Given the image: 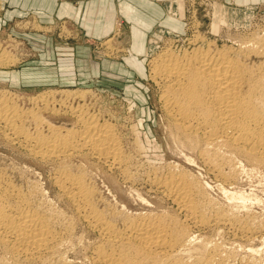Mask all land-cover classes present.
Here are the masks:
<instances>
[{
  "label": "bare ground",
  "instance_id": "bare-ground-1",
  "mask_svg": "<svg viewBox=\"0 0 264 264\" xmlns=\"http://www.w3.org/2000/svg\"><path fill=\"white\" fill-rule=\"evenodd\" d=\"M9 60L4 57L0 44V65ZM149 62L148 76L157 88L160 109L170 126L168 128L172 129V138L175 137L182 148L195 151L221 183L236 179L240 160L251 169L264 170V35L238 41L236 46L193 35L188 38L187 46H167L156 52ZM87 90L67 93L74 94V98H83ZM50 92L51 89L36 96L41 107L56 113L62 110L70 115L72 122L43 120L40 114L32 111V107L31 110L22 108L10 95L1 93L0 132L8 141L21 143L27 154L42 163L52 161L58 164L51 177L53 184L79 218L96 232L97 239L91 246V264H264L259 260L261 256H255L257 245L255 248L250 244L262 239L264 230L249 225V213L246 211L241 217L236 209L244 205L247 195L224 189L220 184L231 203L230 206L227 204L228 209L218 207L206 195V185L201 184L186 167L176 165L178 163L169 164L162 174H151L154 175L151 185L169 200L172 210L166 208L167 205L158 208L160 202L147 203L140 197L141 201L137 198L139 194L135 195L133 202L138 199L144 206L134 212L110 210L109 213L99 208L94 200V187L86 181L82 170L71 171L70 163L66 164L65 159L83 152L81 155H91L107 162V166L110 164L126 172L120 138L113 124L101 119L99 112L91 110L85 101L62 102L58 109L52 104L54 100L48 97L52 94ZM27 120L37 126L44 123L46 132L33 123L35 129L29 131L26 127L30 122L28 126L25 124ZM185 158L190 160L191 156L189 158L187 154ZM3 170L0 169V245L9 254L11 262H45L42 260L54 255L63 236L67 237V232L72 231L71 225L65 221L61 223L65 224L62 229H57V223L63 220L57 221L54 216L58 212L53 215L55 209L49 211L38 202L30 189L35 187L34 182L31 183L34 187L30 184L24 189ZM206 229L228 231L243 243L250 242L245 244L243 255L237 256L239 247L232 241L225 242V239L208 236L209 233L203 234ZM221 230L215 232L220 237ZM59 263L65 264V260Z\"/></svg>",
  "mask_w": 264,
  "mask_h": 264
},
{
  "label": "rangeland",
  "instance_id": "rangeland-1",
  "mask_svg": "<svg viewBox=\"0 0 264 264\" xmlns=\"http://www.w3.org/2000/svg\"><path fill=\"white\" fill-rule=\"evenodd\" d=\"M156 2L161 5L163 12L164 5L167 6L169 13L173 16L164 12L160 22L148 24V29L145 34L143 33L145 36L143 44L147 42L146 38L148 37L152 44L148 47L150 53L147 55H144L143 51L136 52L138 56L132 55L133 33L131 29L137 25L124 18L127 17V14L120 13V8L115 11L110 30L99 37L90 35L84 26L80 27L66 22H36L34 19H30L31 17L20 18L6 24L0 23V44L4 57L10 58L9 62L0 65V94L10 95L13 101L22 108L30 110L33 108L32 111L40 114L39 116L43 120L47 118L55 123L69 124L73 119L68 113L62 110L57 113L45 110L36 99L40 92L51 89L50 93L52 94L48 97L54 100L52 104L54 103L58 109L62 102L85 101L91 110L99 112L101 119L113 124L118 138H120L121 151H124L122 154L126 158L124 162L126 172H123L124 169L110 164L108 168L107 162L88 154L87 156L81 155L83 152L65 159L66 164L70 163L71 171L81 172L82 170L81 173L85 175L86 181L95 189L94 200L97 206L104 211L109 213L110 210L117 213L136 211L140 209L139 206H144L142 202H139L142 201L140 197L143 200L145 198L144 201L147 200V203L160 202L158 206L155 203L158 208L160 205L161 207L167 205L166 208L172 210L173 206L169 200L164 198L158 190H154L151 178L167 171L169 164L178 163L176 165L183 166L182 168L186 167L185 169L190 171L195 178L197 177L201 184L206 185L204 186L207 187L206 195L210 196L211 202L213 201L212 203L217 204L218 207L228 209V205L230 206L231 203L221 187H225L224 189L229 191L241 192L244 196L247 195L244 205L236 209L241 217L246 215L244 213H249L250 219H247L249 225L252 227L255 225L254 227L257 226L256 228L264 230V170L251 169L245 161L240 160V169L235 174V176L237 175L236 179L233 177L235 180L231 179L225 183L217 180L209 171L208 165L201 162L195 151L182 148L178 144L179 142L174 139V135L172 138V129L168 128L170 126H168L157 100V88L148 76L150 73L149 59L156 52L167 46H187L188 38L193 35L217 40L218 44L226 43L233 46H236L238 41L264 35V0H156ZM179 5L182 6L181 11L178 8ZM218 5L225 7L218 8ZM157 27L162 32L154 31ZM105 39L107 42H104ZM78 89H88L85 97L75 96L74 98V94L67 93V91L74 92ZM91 92L93 94L90 95ZM27 121L25 124L27 123V126L29 122L30 124L26 128L33 131L37 125L33 121ZM38 126L42 128L40 129L43 132H46L44 123L41 122ZM3 136L0 132V166L2 167L0 169H4L6 175H9L24 189H28V186L30 187L34 182L33 184L38 188L32 185L34 188L30 187V189L36 194L38 202L43 204L45 209L51 208L52 211L55 209L56 212L52 213L54 215L58 212L59 216H54L58 219L57 221L63 220L57 223L56 228L62 229L65 224L61 223L67 221V224L70 223L72 231L67 232L68 236L65 233L67 237L63 236V240L60 241L61 245L58 244V250L53 253L54 255L51 254L52 258L45 257L47 261L42 260L45 262H41V260L28 263L25 261L11 262L10 257L8 258L9 254L3 251L4 249L0 245V264L3 262L7 264H60L59 262L63 259L65 264H91V246L97 239L96 232L79 218L67 199L53 184L51 177L59 167L58 164L52 161L50 163L43 161L42 163L39 159L38 161L27 154L21 143L8 141ZM182 151L184 155H182ZM84 154H86L85 151ZM179 154L180 156H178ZM187 154L189 158L193 157L192 160L185 158ZM225 169L227 170V168ZM216 185L219 189L215 187ZM127 191H130V194ZM132 193L134 194L132 195ZM135 195H138L137 198L140 200L136 199L133 202L136 198ZM104 200L108 201V204ZM209 230L206 229L202 233L205 235L209 233L208 236L211 235L213 238L216 236L215 239H225V242L232 241L237 248L239 247L240 250L235 246L239 251H237V256H241L246 249L245 244L250 242L243 243L242 239L233 236L228 231L220 229V237L216 234L220 232L219 229H217L218 232L215 231L216 233L212 229ZM236 241L237 243H235ZM253 241L250 244H253V247L257 245L259 254L255 253V256L257 258L261 256L259 260L264 263V237ZM8 259L9 261H7Z\"/></svg>",
  "mask_w": 264,
  "mask_h": 264
},
{
  "label": "crops",
  "instance_id": "crops-1",
  "mask_svg": "<svg viewBox=\"0 0 264 264\" xmlns=\"http://www.w3.org/2000/svg\"><path fill=\"white\" fill-rule=\"evenodd\" d=\"M0 23L6 24L17 21L20 18L34 19L36 22H66L84 26L90 35L96 37L105 34L110 30L112 18L116 9L127 14L126 18L130 23L136 24L131 32L132 55L136 52L149 54L151 44L150 38L143 44L145 31L148 24L160 22L164 12L169 9L164 5V12L156 0H0ZM220 8L224 5H218ZM225 7V6H224ZM179 10L182 6L179 5ZM119 9V10H120ZM123 9V10H122ZM122 15V14H121ZM154 31L162 30L157 27ZM144 33V34H143ZM131 39V37H130ZM131 45V44H130ZM131 49V46H130ZM134 68H136L134 66ZM137 69V68H136ZM137 71H139L137 69ZM140 72V71H139Z\"/></svg>",
  "mask_w": 264,
  "mask_h": 264
}]
</instances>
